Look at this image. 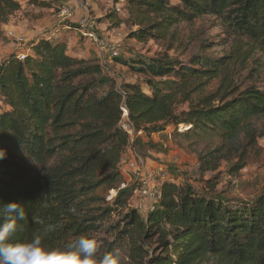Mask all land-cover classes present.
<instances>
[{
  "label": "trees",
  "instance_id": "obj_1",
  "mask_svg": "<svg viewBox=\"0 0 264 264\" xmlns=\"http://www.w3.org/2000/svg\"><path fill=\"white\" fill-rule=\"evenodd\" d=\"M127 6L139 20L130 38L140 43L166 41L173 28L210 17L238 50L264 52V0H128ZM19 10L17 0H0V38ZM27 49L24 61L16 52L0 63V148L7 151L0 205L22 202L25 209L14 241L39 234L60 249L89 234L102 242L101 255L119 250L128 264H264V190L244 201L216 194L219 176L205 183L207 192L169 181L143 216L133 206L137 186L121 172L131 138L120 126L125 107L136 135L171 127L177 139L217 140L202 167L216 172L224 160L237 174L264 139V79L224 89L233 57L198 54L182 62L162 54L114 58L143 78L117 86L99 60L68 52L56 33ZM220 77V88L205 94ZM72 206L82 215L73 216Z\"/></svg>",
  "mask_w": 264,
  "mask_h": 264
},
{
  "label": "rangeland",
  "instance_id": "obj_2",
  "mask_svg": "<svg viewBox=\"0 0 264 264\" xmlns=\"http://www.w3.org/2000/svg\"><path fill=\"white\" fill-rule=\"evenodd\" d=\"M17 1L20 10L11 15L8 24L3 27V35L0 38V63L24 48L16 43L12 35L23 37L27 43H31L38 37L56 33V37L66 43L68 52L89 54L92 58H98L100 55L99 62L104 66L106 73L115 79L117 86L143 82V78L121 65L119 60L137 56L155 58L162 54H168L182 62H188L192 56L198 54L233 57L231 61L226 60L229 63V80L224 81V89L228 88V85L245 88L253 82L261 85L264 79V52L254 49L249 51L245 45L238 50L234 37L229 36L219 22L210 17L173 28L166 41L150 40L140 43L130 38V34L138 30L136 24L139 20L129 12L128 0H81L83 5H87L86 8L77 2L68 4L66 0ZM66 5L72 10L71 18L60 17L61 9ZM82 20L93 23L95 32L108 39L110 45L121 47L122 55L119 60H114L108 53L100 51L91 40L82 35L87 31L80 26ZM65 27L68 29L64 30ZM222 83V77L214 80L204 93L216 92ZM173 130L174 128L170 127L164 132L135 136L130 150L143 158V171L157 167L166 168L171 181L178 184L189 183L199 192H207L205 183L219 176L216 194L244 201L254 200L262 194L264 139L259 140L258 148L250 151L247 165L239 173H231L234 164L224 160L220 161L218 171L209 172L205 171L201 162L208 157L218 141L196 143L177 139L171 135ZM109 196H115V192H111Z\"/></svg>",
  "mask_w": 264,
  "mask_h": 264
},
{
  "label": "clouds",
  "instance_id": "obj_3",
  "mask_svg": "<svg viewBox=\"0 0 264 264\" xmlns=\"http://www.w3.org/2000/svg\"><path fill=\"white\" fill-rule=\"evenodd\" d=\"M6 157V149L0 148V160ZM22 204L0 205V264H128V257L119 250L101 255L102 242L89 234L69 239L60 249L48 247L39 234H33L25 242L14 241L21 230L17 221L25 218ZM69 212L73 216L82 215L75 206Z\"/></svg>",
  "mask_w": 264,
  "mask_h": 264
},
{
  "label": "built area",
  "instance_id": "obj_4",
  "mask_svg": "<svg viewBox=\"0 0 264 264\" xmlns=\"http://www.w3.org/2000/svg\"><path fill=\"white\" fill-rule=\"evenodd\" d=\"M68 4L73 2L79 3V5L83 8H86L87 5H83L81 0H66ZM73 16L72 10L69 5L64 6L61 9L60 17L61 18H71ZM80 26L82 28H86L87 31L82 35L92 43L96 45V47L104 52L108 53L111 58H119L122 55V49L117 45H110L108 39L99 36L95 32V26L93 23L87 22L86 20H82L80 22ZM16 43L23 47L18 52V58L20 61H24L29 51L27 49V41L23 37L13 36ZM123 116L120 123L121 128L130 136L131 145L134 142V138L136 136L133 126L129 121V113L128 110L123 107ZM185 127L180 126L179 130L183 131ZM140 132L138 135H142ZM145 166L143 158L136 152H133L129 149L125 158L123 159L121 172L125 177L126 181L134 182L137 186L136 191V201L134 207L143 214H148L150 210H152L161 199V188L165 182H169L170 177L166 168L157 167L152 168L147 171H143L142 167ZM128 182V183H129ZM236 183V181H233Z\"/></svg>",
  "mask_w": 264,
  "mask_h": 264
},
{
  "label": "crops",
  "instance_id": "obj_5",
  "mask_svg": "<svg viewBox=\"0 0 264 264\" xmlns=\"http://www.w3.org/2000/svg\"><path fill=\"white\" fill-rule=\"evenodd\" d=\"M65 29H68V27H65L64 28V30ZM72 53V52H71ZM74 54V53H73ZM76 56H78L79 58H84V59H87V60H99V59H101V57H100V55H99V57L97 58H92L89 54H75ZM100 61V60H99Z\"/></svg>",
  "mask_w": 264,
  "mask_h": 264
},
{
  "label": "bare ground",
  "instance_id": "obj_6",
  "mask_svg": "<svg viewBox=\"0 0 264 264\" xmlns=\"http://www.w3.org/2000/svg\"><path fill=\"white\" fill-rule=\"evenodd\" d=\"M184 127V126H183ZM189 128V127H188ZM187 130V128L185 127L184 131Z\"/></svg>",
  "mask_w": 264,
  "mask_h": 264
}]
</instances>
